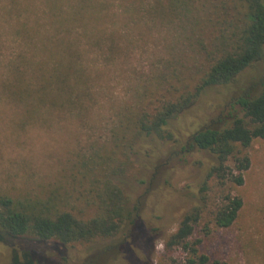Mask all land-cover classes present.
Instances as JSON below:
<instances>
[{"label":"trees","instance_id":"obj_1","mask_svg":"<svg viewBox=\"0 0 264 264\" xmlns=\"http://www.w3.org/2000/svg\"><path fill=\"white\" fill-rule=\"evenodd\" d=\"M9 3L19 17L23 5L17 0ZM42 4L34 25L28 17L17 22L21 52L9 62L1 84L9 98L23 106L27 119L49 109L86 116L92 99L90 77L70 37L78 26L89 32L96 29L106 7L115 8L124 24L140 34L157 33L162 43L150 76L120 105L103 137L76 149L52 179L0 190V240L25 238L36 246L61 247L110 240L125 229L129 236L149 194L146 188L131 204L120 186L133 156L155 178L168 160L162 162L164 155L156 150L159 157L151 156L152 142L157 141L159 148L171 143L167 130L192 110L206 89L231 84L262 58L264 0H42ZM92 22L95 26L89 29ZM91 35L90 46L100 47L101 34ZM117 36L113 32L105 38L111 57L119 50ZM257 140L264 141V92L232 96L215 119L184 138L179 153H205L212 160L197 201L163 240L159 264L177 251L182 258L171 264H228L205 254L195 234L205 214L217 229L230 228L237 220L242 199L228 192L212 202L210 184L216 183L218 189L227 183L242 186L251 164L248 149ZM116 249L122 250V245Z\"/></svg>","mask_w":264,"mask_h":264},{"label":"rangeland","instance_id":"obj_2","mask_svg":"<svg viewBox=\"0 0 264 264\" xmlns=\"http://www.w3.org/2000/svg\"><path fill=\"white\" fill-rule=\"evenodd\" d=\"M17 2L24 9L19 17L12 11L9 0H0L1 191L19 190L25 185L32 187L52 179L76 149L91 139L103 137L120 105L140 82L150 76L162 43L158 42L157 33L140 34L132 29L131 24H124L115 8L106 7V14L104 10L96 29L89 32L78 26L70 37L79 48L80 64L90 77L92 99L86 116L80 118L73 112L49 109L42 110L37 118L27 119L23 106L11 100L1 84L7 76L9 62L21 52V39L16 35L17 22H25L28 17L34 25L41 16L43 4L42 0ZM26 9H29L28 14H25ZM92 26H95L94 22L89 29ZM113 32L118 34L119 50L111 57L107 53L105 38ZM91 33L101 34L103 44L100 47L90 46L93 41ZM263 90L264 50L262 58L234 82L206 89L192 110L167 130L172 136L167 141L171 143L159 148L157 141L152 142L151 156L158 158V153H163L162 162L168 160L160 174L151 178V171L144 168L136 155L133 156L124 178L125 184L120 186L131 204L145 193L146 188L149 194L131 235L128 236L125 229L110 240L61 247L50 243L36 246L34 241L25 238H3L0 240V264H159L163 240L175 231L182 213L197 201L198 189L212 160L205 153H179L182 141L215 119L232 96L244 92L263 93ZM248 154L251 164L244 173L242 186L227 183L218 189L216 183L210 184L212 202L219 193L224 195L228 192L242 199L243 207L237 220L230 228L217 229L205 214L195 234L201 240L205 254L228 264H264V141H254ZM141 181L144 183L140 184ZM120 245L122 250L117 251L116 247ZM181 258L177 251L162 264H171L172 260L180 261Z\"/></svg>","mask_w":264,"mask_h":264}]
</instances>
